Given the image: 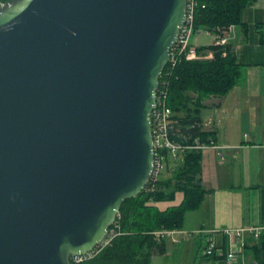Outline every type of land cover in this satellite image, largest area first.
I'll return each instance as SVG.
<instances>
[{
    "label": "water",
    "instance_id": "95a60500",
    "mask_svg": "<svg viewBox=\"0 0 264 264\" xmlns=\"http://www.w3.org/2000/svg\"><path fill=\"white\" fill-rule=\"evenodd\" d=\"M187 0L0 8V264H71L152 176L151 113Z\"/></svg>",
    "mask_w": 264,
    "mask_h": 264
},
{
    "label": "crops",
    "instance_id": "0c3cea01",
    "mask_svg": "<svg viewBox=\"0 0 264 264\" xmlns=\"http://www.w3.org/2000/svg\"><path fill=\"white\" fill-rule=\"evenodd\" d=\"M192 42L207 47L212 38L209 44L194 38ZM228 47L243 65V76L226 96L207 99L201 112L203 131L225 148L201 150L204 203L200 210L186 215L180 244L166 240L165 256L171 254L167 243L178 247L191 241L187 232L199 233L194 244L200 243L201 248L214 238L220 253L229 240L227 230L264 227V0L243 10L242 24L232 27ZM192 214L201 220L190 227L187 221ZM262 241L264 232L259 239L246 233L239 264H257L255 246ZM218 262L204 258L200 263Z\"/></svg>",
    "mask_w": 264,
    "mask_h": 264
},
{
    "label": "trees",
    "instance_id": "16d2710c",
    "mask_svg": "<svg viewBox=\"0 0 264 264\" xmlns=\"http://www.w3.org/2000/svg\"><path fill=\"white\" fill-rule=\"evenodd\" d=\"M8 3L11 0H2ZM196 32L215 33L219 28L227 29L242 24V12L257 0H197ZM211 50L212 59L182 60L167 74L164 70L160 82L169 83V106L180 116V128L189 142L199 138L201 142L210 139L202 129L201 111L211 97L226 96L241 80L243 65L228 46L209 45L199 47V52ZM201 151H190L183 161L173 168L170 177L161 180L156 191H150V183L138 196L126 200L116 220V235L111 244L88 264H152L153 257L166 254V240H158L154 232L183 230L186 215L198 211L204 203L206 190L200 174ZM183 198L174 204L178 195ZM168 204L165 207L162 204ZM206 247V246H205ZM228 250L218 246L211 256L205 257L221 262ZM257 264H264V241L255 246ZM217 263V264H218Z\"/></svg>",
    "mask_w": 264,
    "mask_h": 264
},
{
    "label": "built area",
    "instance_id": "2783aa9c",
    "mask_svg": "<svg viewBox=\"0 0 264 264\" xmlns=\"http://www.w3.org/2000/svg\"><path fill=\"white\" fill-rule=\"evenodd\" d=\"M5 4L6 3L0 0V8ZM197 5V0H187L186 19L180 29L177 41L171 49L170 60L166 66L168 67L167 74H171L172 70L182 60L192 61L198 59H212L214 57L213 51L209 50V52H206L207 50H205L199 52V47L195 46L192 42L193 36L196 33L195 16ZM233 26L234 25L227 29L219 28L215 33L208 32V34L213 36L211 45L215 47L228 46L229 33ZM179 121L180 116L169 106V83L164 78L161 82L159 81L156 102L151 113L152 139L155 155L153 172L149 180L150 191H156L164 172L167 171L169 161H176L177 163L182 162L186 154L190 151L207 149L222 151L225 148L224 146L215 144L211 139L207 142H201L199 138L195 139L193 142L187 141L185 134L180 128ZM116 224L115 222L114 225ZM263 232L264 227L227 230L226 234L229 238L228 250L225 257L218 264H239L240 255L245 248V234L250 233L254 235L256 239H259ZM116 235H118L116 226L113 229L111 227L107 238L96 247L85 253L71 256V264H88L93 261L111 244V241ZM154 235L158 240L172 239L174 243H177L180 241L178 237L185 235V232L182 230L162 229L154 232ZM216 246L217 244L214 238L207 239L205 256H211Z\"/></svg>",
    "mask_w": 264,
    "mask_h": 264
},
{
    "label": "rangeland",
    "instance_id": "374dc122",
    "mask_svg": "<svg viewBox=\"0 0 264 264\" xmlns=\"http://www.w3.org/2000/svg\"><path fill=\"white\" fill-rule=\"evenodd\" d=\"M200 34H198V32H196L193 36L194 40L197 43H202V44H209L211 42V38H213L212 35H207L206 31H199ZM206 52H209V50H207ZM202 112V111H201ZM181 162H178V164H180ZM178 164H176V161H169L168 162V168L167 171L164 172L163 176H162V180L165 178H168L172 175L173 173V168L176 167ZM183 196L182 194L178 195L177 200L174 202V204H179V202L182 200ZM166 204H162L163 207H165ZM194 214V213H193ZM191 215L187 221V225L190 227L196 226L199 221L201 220L200 216H195V215ZM196 214H200V212L196 213ZM194 219L196 220L194 222ZM187 225H185V228H187ZM193 225V226H192ZM177 230V229H174ZM199 233H193V232H187V238L190 237V242H185L184 244L182 243L181 246L176 247L173 246L170 243H167L168 248L171 252V254L169 256H160V255H156L153 257V261L152 264H201L200 262L203 261L205 257V246L207 244V242L205 243L204 247H200V243H196L195 242V238L198 237ZM184 236V235H182ZM182 236H179V242L174 243L172 241V239H165V240H169L168 242H172L174 244H180L181 240H182ZM200 239V238H199ZM199 239H197L196 241H198ZM164 240V239H163ZM191 244V245H190ZM167 248V247H166ZM201 249V250H200ZM200 250V253H199Z\"/></svg>",
    "mask_w": 264,
    "mask_h": 264
},
{
    "label": "bare ground",
    "instance_id": "6f19581e",
    "mask_svg": "<svg viewBox=\"0 0 264 264\" xmlns=\"http://www.w3.org/2000/svg\"><path fill=\"white\" fill-rule=\"evenodd\" d=\"M165 69H166V68H165ZM165 69H164V70H165Z\"/></svg>",
    "mask_w": 264,
    "mask_h": 264
}]
</instances>
